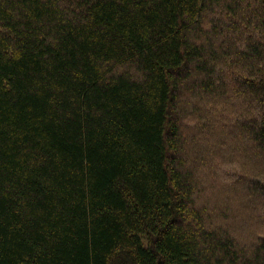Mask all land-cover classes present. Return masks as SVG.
Returning a JSON list of instances; mask_svg holds the SVG:
<instances>
[{
    "label": "trees",
    "instance_id": "1",
    "mask_svg": "<svg viewBox=\"0 0 264 264\" xmlns=\"http://www.w3.org/2000/svg\"><path fill=\"white\" fill-rule=\"evenodd\" d=\"M0 264H264V0H0Z\"/></svg>",
    "mask_w": 264,
    "mask_h": 264
},
{
    "label": "rangeland",
    "instance_id": "2",
    "mask_svg": "<svg viewBox=\"0 0 264 264\" xmlns=\"http://www.w3.org/2000/svg\"><path fill=\"white\" fill-rule=\"evenodd\" d=\"M200 117H201V115H200ZM186 120H188V119H186ZM186 120L184 119L183 122H182V125L184 126V129H183L184 139H183V141H186V143L188 141V143L191 144V142L194 141V139L196 138V136H198L199 134H201L200 133L201 128L199 129L198 126H200L201 124L202 125H204V124L202 123V121H198V122L195 121L196 123L193 121V123L192 122L189 123Z\"/></svg>",
    "mask_w": 264,
    "mask_h": 264
}]
</instances>
